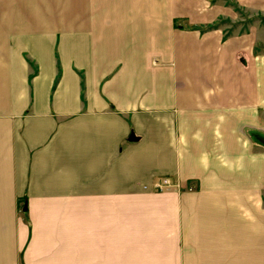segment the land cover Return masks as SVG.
I'll use <instances>...</instances> for the list:
<instances>
[{"label":"crops","instance_id":"obj_1","mask_svg":"<svg viewBox=\"0 0 264 264\" xmlns=\"http://www.w3.org/2000/svg\"><path fill=\"white\" fill-rule=\"evenodd\" d=\"M241 12L264 0H0V264H264Z\"/></svg>","mask_w":264,"mask_h":264},{"label":"rangeland","instance_id":"obj_2","mask_svg":"<svg viewBox=\"0 0 264 264\" xmlns=\"http://www.w3.org/2000/svg\"><path fill=\"white\" fill-rule=\"evenodd\" d=\"M241 14L243 17H241V20H239L240 25L234 27V29L232 31L243 30L245 28L247 29L248 26L253 24V22H255V21H262L264 23V16L263 15H255V14L253 15V14H249L247 12H241ZM242 18H243V20H242ZM163 180L164 179H161L156 184H154L155 191L162 192V191L167 190L171 186V184H170L168 187H163L162 189L161 188L157 189L155 186L158 184L162 185Z\"/></svg>","mask_w":264,"mask_h":264},{"label":"built area","instance_id":"obj_3","mask_svg":"<svg viewBox=\"0 0 264 264\" xmlns=\"http://www.w3.org/2000/svg\"><path fill=\"white\" fill-rule=\"evenodd\" d=\"M170 185V182H169V180L168 179H164L163 181H162V185H160V184H158V185H156L155 187L157 188V189H162L163 187H168Z\"/></svg>","mask_w":264,"mask_h":264},{"label":"water","instance_id":"obj_4","mask_svg":"<svg viewBox=\"0 0 264 264\" xmlns=\"http://www.w3.org/2000/svg\"><path fill=\"white\" fill-rule=\"evenodd\" d=\"M133 140H135V139L133 137H130L129 141H133Z\"/></svg>","mask_w":264,"mask_h":264}]
</instances>
